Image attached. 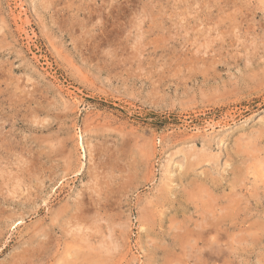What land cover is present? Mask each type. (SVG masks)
I'll return each mask as SVG.
<instances>
[{"label": "rangeland", "instance_id": "374dc122", "mask_svg": "<svg viewBox=\"0 0 264 264\" xmlns=\"http://www.w3.org/2000/svg\"><path fill=\"white\" fill-rule=\"evenodd\" d=\"M0 264H264V0H0Z\"/></svg>", "mask_w": 264, "mask_h": 264}, {"label": "bare ground", "instance_id": "6f19581e", "mask_svg": "<svg viewBox=\"0 0 264 264\" xmlns=\"http://www.w3.org/2000/svg\"><path fill=\"white\" fill-rule=\"evenodd\" d=\"M97 157V156H96ZM99 166V165H98ZM133 172V171H132ZM91 193V192H90ZM86 196V195H85ZM90 196V195H89ZM147 198V197H146ZM151 200V199H150ZM90 204V203H89ZM78 206V205H77ZM238 208V207H237ZM144 210V209H143ZM148 211V210H147ZM229 211V210H228ZM140 212V211H139ZM145 215V214H144ZM143 218V217H142ZM149 218V217H148ZM143 221V220H142ZM149 222H151L150 221V219H149ZM152 223V222H151ZM144 224H146L147 225V223H144ZM109 238V237H108ZM86 258V257H85Z\"/></svg>", "mask_w": 264, "mask_h": 264}]
</instances>
